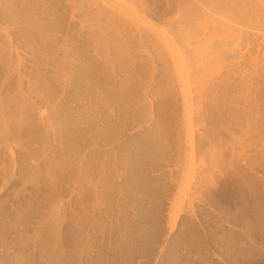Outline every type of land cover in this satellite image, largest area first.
<instances>
[{"label":"rangeland","instance_id":"374dc122","mask_svg":"<svg viewBox=\"0 0 264 264\" xmlns=\"http://www.w3.org/2000/svg\"><path fill=\"white\" fill-rule=\"evenodd\" d=\"M0 264H264V0H0Z\"/></svg>","mask_w":264,"mask_h":264}]
</instances>
